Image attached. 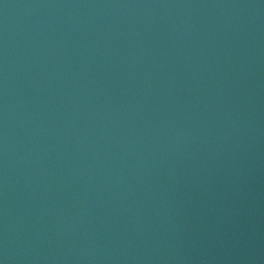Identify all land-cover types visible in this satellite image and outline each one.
Segmentation results:
<instances>
[{"label": "water", "instance_id": "1", "mask_svg": "<svg viewBox=\"0 0 264 264\" xmlns=\"http://www.w3.org/2000/svg\"><path fill=\"white\" fill-rule=\"evenodd\" d=\"M0 264H264V0H0Z\"/></svg>", "mask_w": 264, "mask_h": 264}]
</instances>
